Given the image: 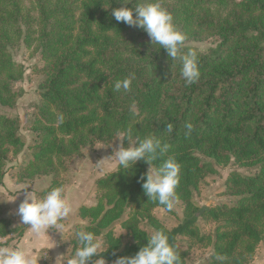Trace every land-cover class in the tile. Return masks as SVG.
<instances>
[{
    "label": "trees",
    "instance_id": "trees-1",
    "mask_svg": "<svg viewBox=\"0 0 264 264\" xmlns=\"http://www.w3.org/2000/svg\"><path fill=\"white\" fill-rule=\"evenodd\" d=\"M159 3L186 36L182 51L198 52L200 77L195 83L185 84L178 62L159 45L151 46L142 29L113 18L112 9L121 7V0H0L1 106H13L20 95L14 84L22 79L23 65L13 60L11 51L21 43L34 45L43 62L41 104L31 124L37 143L18 178L64 171L65 159L128 129L133 139L154 134L170 145L155 163L172 156L180 165L175 191L183 222L169 230L154 215V209L163 207L143 192L139 178L148 169L146 163L116 168L94 182L95 203L77 209L82 223L66 235L70 258L77 246L75 231L81 229L103 240L105 251L88 264L99 257L114 262L133 256L150 236L142 227L145 222L169 236L182 264L191 249L207 247L212 253L204 264H250L264 237V0ZM209 38L219 39L215 49L202 52L188 45ZM124 78H131L130 91H115L114 82ZM187 124L193 125L191 133ZM18 129L17 118L0 113V184L8 157L23 148ZM205 158L257 171L249 176L230 173L224 190L236 197L232 204L200 206L193 191L212 172ZM57 186L61 184L37 195ZM198 219L214 224V230L202 233ZM116 223L129 241L115 235ZM10 226L0 209V236L15 231L20 237L26 225ZM176 236L187 239L186 249Z\"/></svg>",
    "mask_w": 264,
    "mask_h": 264
},
{
    "label": "clouds",
    "instance_id": "clouds-1",
    "mask_svg": "<svg viewBox=\"0 0 264 264\" xmlns=\"http://www.w3.org/2000/svg\"><path fill=\"white\" fill-rule=\"evenodd\" d=\"M129 3L132 0H121L122 6L112 9L113 18L130 27L142 29L149 36L151 46L159 45L172 61L178 62L179 73L185 84L195 83L200 77L198 52L194 49L182 51L186 36L174 25L172 14L161 6L159 0H135L132 7H127ZM131 83V78L116 80L114 90L128 92ZM62 120L61 117V122ZM186 128L191 133L193 125L187 124ZM166 131L172 133L173 125L169 123ZM114 140L119 143L108 158L114 159L117 171L130 169L138 161L146 163L148 169L139 178L143 181L141 186L144 194L165 211H172L177 199L175 190L180 180V165L172 156H167L158 165L155 163L166 156L170 145L154 134L133 139L131 129L118 133ZM125 140L127 147L124 146ZM28 187L19 189L25 191L16 215L21 224L27 226L31 238H47L50 245L46 248L47 251L56 246V242L49 237L48 230L52 229L63 237L67 229L61 221L73 212V205L66 198L62 186L50 188L42 196L37 195L32 187L31 191H27ZM75 240L77 246L67 264H88L94 256L105 251L100 250L102 243L92 231L76 230ZM146 240L147 243L140 246L135 255L118 257L114 264H182L181 254L170 243V238L164 231L153 230ZM34 251L24 246L5 244L0 246V264H38L42 255H35ZM61 258L62 256L57 257L55 264ZM216 259L223 262L225 258L217 256ZM94 264H105V261L97 259Z\"/></svg>",
    "mask_w": 264,
    "mask_h": 264
},
{
    "label": "rangeland",
    "instance_id": "rangeland-1",
    "mask_svg": "<svg viewBox=\"0 0 264 264\" xmlns=\"http://www.w3.org/2000/svg\"><path fill=\"white\" fill-rule=\"evenodd\" d=\"M218 44L219 39L217 38H209L203 41H191L188 43L189 46L202 52L215 49ZM11 55L14 61L23 65L22 79L14 84V89L19 91L20 95L16 98V102L13 106L8 107L0 105V113L19 120L18 133L23 141V148L18 154L10 155L5 163L2 183H5V186L11 189V193L2 194L6 197H14L19 189L25 186H29L28 189L37 187L39 188L38 192H42L50 185H56L58 182L61 186L63 185V189L66 186H72L74 183H77L88 190V198H90L91 201H89L87 205L95 203L96 191L94 182L97 178L116 169L114 159L108 157L113 154V148L119 143L118 140H114L117 135L110 141H94L84 147L79 155L65 159L64 162L66 167L64 171L58 170L57 173L39 175L24 180L18 178L19 168L31 159V154L36 147V133L32 130L31 124L36 108L41 104L40 93L42 90L40 84L44 79V75L39 72L43 66V62L41 60L40 49H37L36 46L32 45L28 48L24 43H21L11 51ZM111 141L112 144L108 146ZM204 161L210 164L212 172L208 173L201 181L198 189L193 191V199L200 206L232 204L236 197L226 194L224 190L226 179L230 173L238 172L243 176H249L257 171V168L242 167L235 164L233 161H230L226 165H218L208 158H205ZM22 191L24 190H20L19 192ZM5 201L2 200L0 202L3 204ZM153 212L159 221L169 230L177 227L183 222V206L178 201H175L174 208L170 212L165 211L163 208H156ZM64 220L61 221L62 224ZM78 222L82 223L80 220ZM197 226L202 233H211L214 230V224L204 223L200 219L197 220ZM10 227L14 228L12 223ZM113 227L115 235L120 237L123 243L130 240L118 223L114 224ZM142 227L151 235L153 229L147 226L145 222L142 223ZM17 235L15 231L8 234V236L13 239L17 238ZM98 239L102 243V248L100 249L102 250L104 246L103 240L102 238ZM63 241L67 258L69 256L70 247L67 245L66 238L63 239ZM176 241L179 246L186 249L188 241L185 237L176 236ZM211 253V247L193 248L187 257L186 264H204L209 260ZM97 259L101 258L99 257L95 260ZM104 261L105 264H114L112 261ZM250 264H264V237L259 243Z\"/></svg>",
    "mask_w": 264,
    "mask_h": 264
},
{
    "label": "crops",
    "instance_id": "crops-1",
    "mask_svg": "<svg viewBox=\"0 0 264 264\" xmlns=\"http://www.w3.org/2000/svg\"><path fill=\"white\" fill-rule=\"evenodd\" d=\"M33 189L36 191V193L39 190V188L37 187L35 188L33 187ZM24 191L18 192L17 194H15L14 197L11 196L6 197L4 196V194H10L11 189L6 187L5 183H2L0 185V201L2 200L5 201L6 199L5 203L2 204L0 202V209L2 211V216L10 218L13 227L22 225L19 216L16 215V209L18 208V205L23 199ZM27 191H31V188L27 189ZM64 194L66 198L72 203L73 212L63 222L64 228L67 229V231L64 232L63 237L61 236V234L56 233L53 230L50 229L48 230L49 237L56 242V246L54 248L46 251V248L50 246L48 244L47 238L46 237H41L39 239L31 238L29 236V230L26 228L27 226H25L24 232L20 237L13 239L7 235V240L5 244L8 246L16 245L17 247L24 246L25 248L34 249L35 255H42L38 259V264H55L57 257H61V256L62 258L57 261V264H66L67 261L70 259L69 257L70 254L66 258V250L64 248L65 246L63 239L66 238V235L70 231L71 227L79 221V219L76 217V211L79 208V206L83 204H88V202L91 201V199L88 198L89 196L88 190L84 186L77 183H74L72 186H66L64 188Z\"/></svg>",
    "mask_w": 264,
    "mask_h": 264
},
{
    "label": "built area",
    "instance_id": "built-area-1",
    "mask_svg": "<svg viewBox=\"0 0 264 264\" xmlns=\"http://www.w3.org/2000/svg\"><path fill=\"white\" fill-rule=\"evenodd\" d=\"M6 240H7V236H5V237L0 236V246H3L6 242Z\"/></svg>",
    "mask_w": 264,
    "mask_h": 264
}]
</instances>
